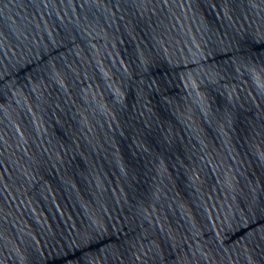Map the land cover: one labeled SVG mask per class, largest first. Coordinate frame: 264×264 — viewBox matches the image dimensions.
Wrapping results in <instances>:
<instances>
[{
	"label": "water",
	"instance_id": "water-1",
	"mask_svg": "<svg viewBox=\"0 0 264 264\" xmlns=\"http://www.w3.org/2000/svg\"><path fill=\"white\" fill-rule=\"evenodd\" d=\"M0 264H264V0H0Z\"/></svg>",
	"mask_w": 264,
	"mask_h": 264
}]
</instances>
